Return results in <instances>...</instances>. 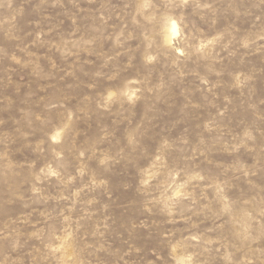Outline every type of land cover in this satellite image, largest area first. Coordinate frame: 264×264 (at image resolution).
I'll list each match as a JSON object with an SVG mask.
<instances>
[{"label": "rangeland", "instance_id": "1", "mask_svg": "<svg viewBox=\"0 0 264 264\" xmlns=\"http://www.w3.org/2000/svg\"><path fill=\"white\" fill-rule=\"evenodd\" d=\"M0 264H264V0H0Z\"/></svg>", "mask_w": 264, "mask_h": 264}, {"label": "bare ground", "instance_id": "2", "mask_svg": "<svg viewBox=\"0 0 264 264\" xmlns=\"http://www.w3.org/2000/svg\"><path fill=\"white\" fill-rule=\"evenodd\" d=\"M174 32H175V33L177 32V28H176V25L174 26Z\"/></svg>", "mask_w": 264, "mask_h": 264}]
</instances>
